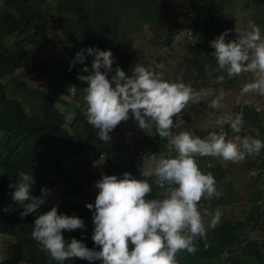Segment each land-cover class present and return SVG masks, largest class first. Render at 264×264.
<instances>
[{
  "label": "trees",
  "instance_id": "1",
  "mask_svg": "<svg viewBox=\"0 0 264 264\" xmlns=\"http://www.w3.org/2000/svg\"><path fill=\"white\" fill-rule=\"evenodd\" d=\"M234 1L0 0V238L9 236L4 248L6 254L0 256V264H57L47 253L40 251L38 243L31 237L34 220L40 213L55 206L58 214L77 216L85 223L95 210V207L88 209L86 204L95 205L99 191L95 184L103 175L123 178L128 172L137 178L139 173L134 163L140 162L138 155L149 153L151 148L168 155L167 140H161L157 134L134 136L131 112L129 119L113 130L112 140L108 143L99 140L97 130L88 124L83 113V88L87 84L78 79L79 75L88 74L82 71L85 66L92 71L94 55L85 51L84 62H75L70 67L76 54L89 47L102 50L109 40L115 39L118 48L111 51L114 60L112 70L107 72L111 80L117 67L131 75L137 63L146 67L152 65L147 55L134 46L135 42L148 49L171 50L174 33L182 31L193 37L192 45L188 48V56L182 49L176 52L180 55L176 64L183 69V78L190 81L192 88L200 91L226 87L240 95L242 87L234 86L238 77H226L223 83L214 82L219 72L210 44L225 30H230L226 40H233L232 26L223 11ZM236 2H240L241 12L261 9L264 5V0ZM253 18L264 36V9ZM131 21L136 22L137 29ZM139 30L147 34L141 36ZM129 35H134L133 40ZM45 47H48V54L38 55ZM101 71L106 70L102 68ZM72 85L77 88L76 97L68 95ZM243 96L249 99L247 104L237 103L232 97L231 104L225 106V113L243 114L241 137L264 141V96L251 93ZM76 103H80L81 108H76ZM65 110L76 113L71 124L64 121L62 112ZM182 119L173 126V134L190 131L201 138L208 135V129H194L184 115ZM223 131L227 139L237 135L227 125ZM80 153L82 157L73 167L82 169L101 159L105 172L83 170L78 180L68 177L62 164ZM150 153L156 155L154 151ZM50 154L54 155V160L47 167L42 160ZM195 159L200 161L197 162L199 167L204 163L208 165L207 171L214 176L217 190L222 191L219 198L202 199L200 210L203 214L205 210L219 209L222 217L214 229L207 230L209 246L205 248V241L198 240L197 252L192 255L179 253L177 264H212L214 258L223 255L228 257L225 261L235 264L238 261L234 253L238 251L248 258L249 264H264V240L244 235L246 229L264 227V150L255 158L237 163L240 165L237 175L228 170L227 165L232 163L222 166L221 160L211 156ZM20 171L32 173L34 183L30 196L40 197L42 188L54 187L60 191L57 202L48 204V198H45L37 211L22 217L24 205L13 201L14 188L9 187L15 184ZM148 179L153 187L148 198H158V187L151 178ZM225 205L230 207L229 210H223ZM233 210H238L240 215L234 216ZM210 219V216H204L206 227ZM92 234L93 229L86 231L84 228L63 232L66 241L76 238L86 247L99 250L91 239ZM64 264H101V261L71 259Z\"/></svg>",
  "mask_w": 264,
  "mask_h": 264
},
{
  "label": "clouds",
  "instance_id": "2",
  "mask_svg": "<svg viewBox=\"0 0 264 264\" xmlns=\"http://www.w3.org/2000/svg\"><path fill=\"white\" fill-rule=\"evenodd\" d=\"M229 32L225 30L210 42L219 72L214 82L223 83L226 77L250 74L251 79L242 86L241 95L264 96V36L260 27L249 20L246 27L235 28L234 40H226ZM85 51L94 55V59L92 71L85 66L82 71L88 74L78 76L87 84L83 88V113L88 124L97 130L99 140L108 143L109 134L127 121L131 112L142 130L167 140L168 155L150 156V166L142 170L146 179L138 180L125 172L123 178L103 175L96 181L99 191L95 205L87 203L86 207L90 210L95 207L91 239L99 250L86 247L76 238L66 241L64 231L83 229L85 224L77 216L58 214L55 206L35 218L31 237L40 251L57 264L71 259L100 260L102 264H177L179 253L197 252L198 240L205 241V248L209 246L207 230L214 229L222 217L219 209L205 210L203 214L200 210L202 199L219 198L222 192L217 190L212 173L201 171L195 157L211 156L226 163H239L259 156L264 150V141L239 135L244 125L242 113H209L221 131L209 132L205 138L190 131L173 134L174 123L183 121V111L206 101L209 95L206 90L196 91L181 78L165 79L158 71L164 65L155 61L147 67L137 63L131 75L117 67L109 80L107 72L112 70L114 60L111 50L81 49L70 67L75 62H84ZM102 68L106 71H101ZM68 95L76 97L75 85L69 87ZM223 95L208 102V108L221 109ZM75 106L81 108L80 103ZM62 115L68 124L76 117L71 110L63 111ZM225 125L237 134L234 139L226 138ZM18 177L9 187L14 188L13 201L24 205L23 217L38 210L49 190L42 188L40 197H32V173L20 171ZM148 178H154L158 198H148L153 191ZM204 216L211 217L207 227Z\"/></svg>",
  "mask_w": 264,
  "mask_h": 264
},
{
  "label": "rangeland",
  "instance_id": "3",
  "mask_svg": "<svg viewBox=\"0 0 264 264\" xmlns=\"http://www.w3.org/2000/svg\"><path fill=\"white\" fill-rule=\"evenodd\" d=\"M240 2H236V0L231 4V5H227V8L224 9L223 13L226 17V19L229 22V25L232 26L231 27V34H232V39H236L237 38V34L235 32V28H244L247 26V23L249 20H254L253 16L255 15H260L261 11L264 9V5L263 7L260 8H250L245 12H241L240 11ZM254 22V21H253ZM131 23L133 25L136 26L137 29V25L135 21H131ZM127 34V33H125ZM138 34L143 36L145 34H147L146 31H142L139 30ZM136 35V33L134 34ZM129 35V38L133 40V36ZM193 37L190 36L188 33H183L182 31H176L173 35L172 38V42H173V46L170 49H148L145 48L141 45H136V42L134 43V46H138L139 49L142 50V52H144L149 61L153 63V61L155 62H159L161 64L164 65V68L162 70H158L162 72V75L164 76L165 79L167 80H176L177 78H181L185 83L190 84V81L187 79L183 78L182 72L183 69L178 68L176 61L180 60V55L178 53H176L177 51H180L182 49V53L185 52L184 54L186 56L190 55L188 53V48L190 49L192 45V43L190 42V40ZM123 40L126 42L125 37H123ZM132 40H131V44H132ZM48 47H45L44 49H41L38 53V55L40 56H46L48 54ZM118 45L116 43L115 39L109 40L108 43L105 44V46H103L102 50H114L117 49ZM239 81L237 80L234 84L235 87H242L245 83L244 80L246 81H250L251 79V75L250 74H243L241 76L238 77ZM234 87V90H235ZM206 91L209 93L208 97L206 98V101H201L198 104H192L190 105L188 108H186L182 115H184V117L188 120L189 125L197 130L200 129H208L209 132H212L209 129H219L214 125V121L212 119V117L209 115V113H215V115H220V111H223V113H225V109L226 107H228L231 104L232 101V97L236 100H239L240 102H244L245 104H247V102L249 101V99H247L245 96L241 97V94H237L232 93V90H230V88H226V87H213V88H207ZM221 93H223V100H222V105L223 107L221 109L214 110V109H209L208 108V102H210L212 99L217 98ZM239 102V103H240ZM226 106V107H225ZM57 107L59 109H61V107L57 104ZM26 109H28V107H25ZM65 109V107L63 108V110ZM174 122H175V118H174ZM175 125V123H174ZM188 125V126H189ZM135 135V137H144L146 135V131L142 130L139 126L137 121L134 119L133 121V127L131 130ZM110 135V140H112L114 138V134L113 131L109 134ZM151 151H154L156 155H160L161 153L158 152L157 149L151 148L149 150V153L146 154H140L138 156H141L140 162H136L134 163V167L136 168L137 172L139 173L138 177H133L135 179L138 180H143L146 179L143 175H142V170L144 166H150L151 161H150V156H151ZM164 155H166L165 153H162ZM143 155V156H142ZM82 157V153L75 155L74 157L68 159L67 161H65L62 164V168L65 171V173L68 175V177H70L73 180H78L82 177L83 175V170L85 171H96L99 173H103L105 172V168L101 162V159L99 161H96L95 163L92 164H86L84 166V168L82 169H78L77 167H73V165H77L78 161L81 159ZM54 160V155L50 154L48 156H46L43 160L42 163L47 166L50 167L53 163ZM197 162H200L199 160ZM222 166H226L228 163L220 161ZM228 170L231 171L233 175H237L239 174L237 169H239L240 165H238L237 163H232V164H228ZM201 169L202 172L204 173H208L207 169H208V165L206 163L203 164V166L199 167ZM227 180L229 179V176L227 175ZM152 181H154V178H151ZM150 182V180H149ZM218 182H221V180H219ZM48 193L46 195L45 198H48L47 203L48 204H53L55 203V201L57 202V198L58 195L60 193V191L55 190L54 187L49 188L48 189ZM220 192H222L220 190ZM223 210H229V206L225 205L222 206ZM236 209V207H235ZM95 211V210H94ZM234 211V212H233ZM232 212L234 213V216H239L240 212L238 210H233ZM246 212H244V214H246ZM94 214V212H93ZM85 227L84 229H86V231H90L91 229L94 230V224H93V215L88 216L85 220ZM244 235L248 238H254V239H259V240H264V227L262 228H256L253 230L250 229H246L244 231ZM3 236V238H0V256L1 255H5L6 251L4 248H6L7 243L9 242L8 237L9 236ZM11 238V237H10ZM131 247V246H130ZM237 254V263L235 264H249L248 262V258L245 256L241 255V251H238L236 253H234V255ZM226 258H228L226 255L223 256H219L217 258H214V260L212 261V264H231L230 260L229 261H225ZM226 262V263H225ZM102 264V261H101Z\"/></svg>",
  "mask_w": 264,
  "mask_h": 264
}]
</instances>
